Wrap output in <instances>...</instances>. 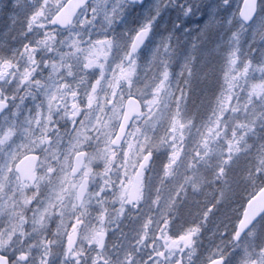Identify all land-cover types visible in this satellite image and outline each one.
Segmentation results:
<instances>
[{
	"label": "clouds",
	"instance_id": "1",
	"mask_svg": "<svg viewBox=\"0 0 264 264\" xmlns=\"http://www.w3.org/2000/svg\"><path fill=\"white\" fill-rule=\"evenodd\" d=\"M0 264H264V0H0Z\"/></svg>",
	"mask_w": 264,
	"mask_h": 264
}]
</instances>
